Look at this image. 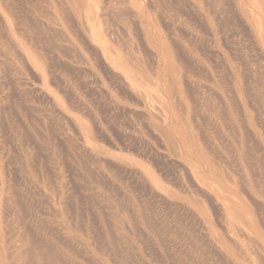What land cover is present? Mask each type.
Returning <instances> with one entry per match:
<instances>
[{
	"label": "rangeland",
	"instance_id": "1",
	"mask_svg": "<svg viewBox=\"0 0 264 264\" xmlns=\"http://www.w3.org/2000/svg\"><path fill=\"white\" fill-rule=\"evenodd\" d=\"M0 264H264V0H0Z\"/></svg>",
	"mask_w": 264,
	"mask_h": 264
}]
</instances>
